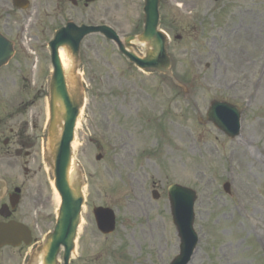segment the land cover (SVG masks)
Instances as JSON below:
<instances>
[{
	"label": "rangeland",
	"instance_id": "1",
	"mask_svg": "<svg viewBox=\"0 0 264 264\" xmlns=\"http://www.w3.org/2000/svg\"><path fill=\"white\" fill-rule=\"evenodd\" d=\"M29 3L17 12L10 9L12 0H0V20L13 25L8 39L15 50L0 69V131L19 134L25 144L16 159L0 157V178L8 189H21L20 214L40 239L52 229L57 206L42 159L51 73L47 44L67 22L107 25L121 39L136 35L144 0H101L87 7L70 0ZM158 11L159 29L168 37V76L138 71L99 35L81 44L76 69L85 107L74 159L85 176L86 204L70 264H170L179 253L167 198L172 184L197 195L198 244L189 264H264V0H159ZM134 51L143 55L145 48L135 43ZM212 101L239 108V137L228 139L206 122ZM16 148L12 139L2 151ZM241 154L254 164L242 168ZM242 172L252 178L250 188L243 189ZM140 200L142 211L134 205L143 206ZM97 207L115 213L111 235L97 231ZM156 220L163 224L161 244L142 234ZM3 258L2 264L12 263Z\"/></svg>",
	"mask_w": 264,
	"mask_h": 264
},
{
	"label": "water",
	"instance_id": "2",
	"mask_svg": "<svg viewBox=\"0 0 264 264\" xmlns=\"http://www.w3.org/2000/svg\"><path fill=\"white\" fill-rule=\"evenodd\" d=\"M92 2L95 0H86ZM144 30L137 38L129 37L124 43L108 27H77L68 23L66 27L56 32L54 39L49 43L51 52V65L53 72L48 84L49 90V122L47 138H51V151L45 152V162L50 169L54 189L59 197L60 204L57 220L52 233L48 234L43 249V264H56V256L63 248V264H69V259L74 250L76 231L80 223L81 210L84 203L82 195L83 178L80 172L79 181L72 185L68 173L72 162L71 143L74 137V127L83 104L82 89L76 78L78 53L81 41L90 34H102L106 39L114 42L121 54L141 70H156L168 73L170 65L166 51V37L157 31L158 26V0H145ZM137 39L145 43L147 51L145 56L138 57L133 51L132 41ZM66 47L74 60L75 78L79 88L77 94L68 90L66 79L62 70L58 50ZM12 44L0 36V67L5 65L12 56ZM239 112L235 107L226 103L213 102L208 111V120L212 121L229 137L239 134ZM58 124L61 130L58 133ZM100 160L101 157L96 158ZM1 187V185H0ZM228 191V185H225ZM171 213L180 238V254L171 264H187L195 246L197 236L193 231V203L195 194L179 186H172L168 191ZM155 198L158 196L155 194ZM94 216L98 229L103 234H110L114 230V215L108 209H94ZM21 229V230H20ZM24 234L21 226L0 225V245L15 244L10 239L11 233Z\"/></svg>",
	"mask_w": 264,
	"mask_h": 264
},
{
	"label": "bare ground",
	"instance_id": "3",
	"mask_svg": "<svg viewBox=\"0 0 264 264\" xmlns=\"http://www.w3.org/2000/svg\"><path fill=\"white\" fill-rule=\"evenodd\" d=\"M255 22H256L255 17L254 16L251 17V20L249 22V24L251 25V28L255 25ZM58 55H59V59H60V63L62 66L64 76L66 79L68 90L72 94H77L79 88L77 86L78 84H77V81L75 78L74 61L72 60V57L70 56V53L67 51L66 48L60 49L58 52ZM81 113H82V109L80 110V115H79L77 122H76V128L78 126H81ZM58 126L59 127H58L57 131L59 133L62 125L58 124ZM51 142H52L51 138H47L46 141L44 142V145H43L44 156H45L46 151H47L46 155H47V153H50L51 147H52ZM71 148H72V152H74V150H76L78 148V143L75 139L72 142ZM239 161H240L242 168L246 167L248 164H251V165L254 164V159L252 157L248 158L247 156H244L243 154L240 155ZM45 169L48 170V168L46 166H45ZM79 178H80V168H79L78 163L73 158L72 162H71L70 169H69V173H68V179H69L70 184L75 185L79 181ZM240 179H242V180L246 179V180H244L243 183H241L243 189H247V187L250 188V186L253 185V183H252L253 180H252V178H248V174H245L242 172ZM247 180H250L251 182H247ZM51 185H52V183H51ZM84 190L85 189H83V192H84ZM53 200H54V202L59 203V199H58V196H57L55 191H53ZM140 202L143 204V206H138V204H136L135 202H134V205H136L138 207L139 211H142V209L145 207V204L142 202V200H140ZM83 228H84V223L81 219L78 230H77V234H79ZM162 232H163V224L160 221L156 220V221L150 223L148 225V230L145 232H142V234L146 233L151 240L156 239L157 242L159 244H161L164 241ZM225 248L229 249V247H224L223 249H225ZM73 254H75V251Z\"/></svg>",
	"mask_w": 264,
	"mask_h": 264
},
{
	"label": "flooded vegetation",
	"instance_id": "4",
	"mask_svg": "<svg viewBox=\"0 0 264 264\" xmlns=\"http://www.w3.org/2000/svg\"><path fill=\"white\" fill-rule=\"evenodd\" d=\"M9 22L10 21H8V20H5V21L0 20V31L8 37L11 36L14 32L13 27H12L13 25ZM15 28L17 31L16 26H15ZM17 33H18V31H17ZM9 133L11 134V131ZM3 135H4V133L0 132V143L3 145V147L8 148L10 146V140L8 138L4 137ZM20 137H22V135H20ZM17 138H18L17 135H12V138H11L17 144V148L14 149V151H12V152L10 150H6V151L2 152L0 157H5L3 155H10L16 159L17 156L21 155L20 150L23 149L25 144H24L23 139L17 140ZM0 164H5V163H0ZM13 164H15V163H13ZM11 199H12V196L9 194V191H8L7 194L4 195L0 199V207L3 205L9 206V201ZM19 204H20V202H19ZM19 204L16 207V209L11 211V215L9 218L3 219L2 217H0V222L6 223L9 221H16V222H19L21 224L28 225L26 219L25 218L23 219L22 214H20V211L18 210ZM6 212H8V211H5L4 213H6ZM31 237H32V243L29 247H27L23 243H21V245L16 247V248H12V247L1 248L0 249V264H2L1 263L2 260H5L3 258L4 256L10 257L9 259L12 260L11 264H27L30 254L32 253V251L36 247H38L41 244L42 239H43V238L38 239L37 237H35L33 230H31Z\"/></svg>",
	"mask_w": 264,
	"mask_h": 264
}]
</instances>
